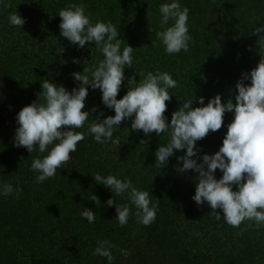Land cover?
I'll use <instances>...</instances> for the list:
<instances>
[{
    "label": "trees",
    "instance_id": "obj_1",
    "mask_svg": "<svg viewBox=\"0 0 264 264\" xmlns=\"http://www.w3.org/2000/svg\"><path fill=\"white\" fill-rule=\"evenodd\" d=\"M171 0H0V186L11 184L22 189L0 194V264H109L106 257L94 255L98 241L108 240L114 260L112 264H264V225L244 221L239 228L228 225L220 209L221 219L210 215L207 202L197 205L192 199L198 175L192 170L180 173L178 157L184 150H174L166 166H155V151L167 143V133L148 136L131 130V119L121 123L110 142L100 144L87 134L88 125L103 111L104 117L115 115L106 107L102 92L88 86L85 111L94 107L84 127L85 139L71 153V160L58 169L53 178L35 182L38 173L31 170L39 151L29 153L14 145L18 127L17 114L22 107L38 100L42 79L63 85L67 90L79 87L74 72L92 66L103 54L95 43L84 47L70 43L61 35L60 9L69 4H84L91 20L117 25L121 50L134 47L132 67H125V80L117 99L128 88V78L139 80L140 72H168L178 82L170 89L172 99L166 101L168 122L182 99L194 95L193 107L201 106L220 94L222 102L237 94L236 83L244 72L257 66L264 49L256 43L255 27L264 25V0H179L189 9L188 27L192 37L190 50L169 55L156 33L162 31L159 7ZM5 4L11 7H5ZM18 12L25 23L21 28L9 22ZM173 24L170 20L169 27ZM64 49L58 53L59 48ZM78 61V62H74ZM250 84L251 80H246ZM104 117H101L102 119ZM234 112H226L223 126L197 141L200 159L203 154L219 150ZM129 128V132L125 131ZM141 140L148 143L141 144ZM196 158V157H194ZM130 178L139 190H147L153 202L159 199L156 220L150 226L137 223L136 209L127 194L116 197L112 191L94 180L95 174ZM217 169L215 176L222 177ZM237 190V186H233ZM92 194L100 205L91 200ZM129 204L133 215L121 226L115 203ZM83 208L95 213L89 223L80 216Z\"/></svg>",
    "mask_w": 264,
    "mask_h": 264
},
{
    "label": "clouds",
    "instance_id": "obj_2",
    "mask_svg": "<svg viewBox=\"0 0 264 264\" xmlns=\"http://www.w3.org/2000/svg\"><path fill=\"white\" fill-rule=\"evenodd\" d=\"M4 6L11 7L9 4ZM159 12L163 30L156 35L165 46V52L169 55L182 50L187 53L192 41L187 23L189 9L182 8L179 0H171L161 4ZM58 15L63 37L80 47L94 42L103 59L84 67L82 72H74L72 75L79 82V87L71 91L54 81L42 79L39 99L18 112L14 145L26 148L29 153L37 150L41 154L47 153L31 163V170L38 173L35 182L43 183L53 178L58 169L68 164L71 153L85 139V133L78 129L83 128L89 116L97 112L95 107L91 111L84 110L88 86H91L93 90L102 92L104 105L115 112V115L104 117L101 110L89 123L87 134L94 137L97 143L110 142L118 148L121 140L114 138V132L128 119H131V130L142 131L145 136L153 132L157 135L167 133V143L160 144L155 151L157 168L168 164L169 157L175 154L174 150L186 149L184 155L177 158L183 161L177 171L184 173L192 170L198 174L192 197L197 205L207 202L211 208L209 214L217 220L221 219L217 209L222 210L225 222L233 228H239L246 220L254 221L257 227L264 225V55L250 73L244 72L237 81L235 103L231 97L224 103L221 95L217 94L207 104H204V97L196 98L201 106L193 107L194 95L186 99L177 97L183 102L172 113L169 123L165 115L166 101L172 99L169 90L178 87L171 74L159 70L140 72L139 80L134 74L128 78L126 94L117 99L125 80L124 69L133 64L134 47L127 44L121 50L123 41L118 38L117 25L101 20L93 23L84 4L71 3L60 9ZM170 20L173 24L165 28ZM9 22L21 28L25 19L18 12H12ZM253 32L258 34L256 43L259 48L264 49V25L255 27ZM63 51L60 47L58 53ZM249 79L251 83L246 84ZM226 112H234V119L228 124L222 145L214 154H203L202 162L198 163L197 141L221 129ZM124 129L129 132V128ZM140 143L148 142L141 140ZM217 169L223 173L219 179L215 176ZM93 177L96 183L108 187L116 197L127 194L130 204L135 206L137 223L150 226L155 222L159 199L153 202L149 191L139 190L130 178L122 180L115 175L99 173ZM233 186H237V190H233ZM21 191L8 183L0 186V194L4 196L15 192L18 198ZM90 199L100 205L96 195L92 194ZM114 203L116 219L124 226L133 215L132 209L129 204L121 205L113 198L107 201L109 206ZM80 216L89 223L95 221V213L88 208H83ZM113 247L115 245L108 240L98 241L94 255L106 257L112 264L114 257L110 249Z\"/></svg>",
    "mask_w": 264,
    "mask_h": 264
}]
</instances>
